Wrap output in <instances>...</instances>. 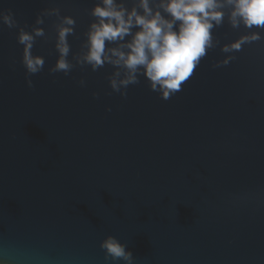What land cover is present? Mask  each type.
I'll return each instance as SVG.
<instances>
[{
  "label": "water",
  "instance_id": "1",
  "mask_svg": "<svg viewBox=\"0 0 264 264\" xmlns=\"http://www.w3.org/2000/svg\"><path fill=\"white\" fill-rule=\"evenodd\" d=\"M102 2L0 0V264H264V28L218 0L211 46L164 99L142 70L117 91L123 66L86 62ZM62 26L68 74L52 71ZM37 28L31 75L18 36ZM109 236L130 261L101 247Z\"/></svg>",
  "mask_w": 264,
  "mask_h": 264
},
{
  "label": "clouds",
  "instance_id": "2",
  "mask_svg": "<svg viewBox=\"0 0 264 264\" xmlns=\"http://www.w3.org/2000/svg\"><path fill=\"white\" fill-rule=\"evenodd\" d=\"M228 3L233 6L234 23L239 18L248 27L255 25L264 28V0H228ZM139 6L143 8V14L135 7L129 12L123 5H117L116 0H103L102 5H97L92 14L99 19L91 25L88 33L85 60L93 70L102 67L105 62L123 66L127 70L126 78L111 81L112 88L117 91L121 85L127 87L137 83V73L142 70L151 89L160 91L162 98L167 99L179 91L182 83L193 75L200 59L211 46L212 21L219 23L223 13L217 11L220 7L218 0H161L158 7L163 8L171 19H166L158 10L153 12L149 0H140ZM3 19L12 26L10 15H5ZM177 21L180 22L178 29L175 27ZM37 23H42V20L38 19ZM74 23L70 17L64 20L65 25ZM134 26L139 30L133 35ZM72 31L71 27L66 26L59 30L57 49L60 57L53 72L68 74L71 70L66 58L69 53L67 36ZM42 35L43 29L37 28L34 34L21 30L18 36V42L24 45L23 64L31 75L42 71L45 63L43 57L32 54L35 37ZM129 35H132L130 42L106 51V41H124ZM259 38V33H254L250 38L242 39ZM232 47L239 49L241 42L234 43ZM123 48L128 51H123ZM119 75L117 72L116 76ZM28 85L32 87L33 82L29 80ZM101 247L113 258L123 257L128 261L132 258V253L126 251V246L115 237L109 236Z\"/></svg>",
  "mask_w": 264,
  "mask_h": 264
}]
</instances>
